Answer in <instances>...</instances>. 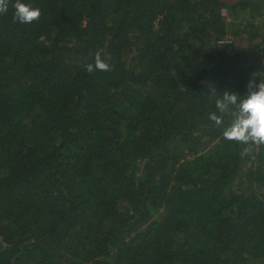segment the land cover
I'll return each mask as SVG.
<instances>
[{"label": "trees", "instance_id": "trees-1", "mask_svg": "<svg viewBox=\"0 0 264 264\" xmlns=\"http://www.w3.org/2000/svg\"><path fill=\"white\" fill-rule=\"evenodd\" d=\"M25 2L0 14V264H264V145L209 118L264 78V0Z\"/></svg>", "mask_w": 264, "mask_h": 264}, {"label": "clouds", "instance_id": "clouds-1", "mask_svg": "<svg viewBox=\"0 0 264 264\" xmlns=\"http://www.w3.org/2000/svg\"><path fill=\"white\" fill-rule=\"evenodd\" d=\"M9 4L10 0H0V14L8 12ZM12 7L14 8L13 20L21 24H31L39 20L42 15L39 7H33L25 0H15ZM84 68L89 74L111 70L100 52L95 54L94 62L86 63ZM256 75L254 74L248 81V91L245 95L225 91L215 102L217 111L209 114L210 120L217 126L223 124L225 113L231 115V122L223 130V137L229 141L244 145H264V78L259 74L257 83ZM250 151V147L245 148L246 154Z\"/></svg>", "mask_w": 264, "mask_h": 264}, {"label": "rangeland", "instance_id": "rangeland-1", "mask_svg": "<svg viewBox=\"0 0 264 264\" xmlns=\"http://www.w3.org/2000/svg\"><path fill=\"white\" fill-rule=\"evenodd\" d=\"M243 14V13H242ZM224 15L226 16V18H228V22L231 23L232 19L229 16V13L227 11H224ZM240 21L235 22V19H233L232 25L234 24V26L232 27V29L229 32V35L222 40L223 44H219V45H225L228 46V48H230L233 51H238L241 48L247 46L249 44V40L251 39V35H247V33H244V35H241L239 37L234 36L233 33L235 32V30H238V27L236 25L241 24L243 29H245V25L248 23V20L250 18H248L247 16H240L239 17ZM258 22L260 23V27L261 29L264 30V21L263 20H258ZM258 22L255 21L254 24L258 25ZM220 43V42H219ZM225 43V44H224Z\"/></svg>", "mask_w": 264, "mask_h": 264}]
</instances>
